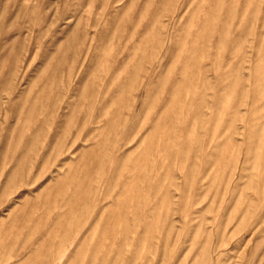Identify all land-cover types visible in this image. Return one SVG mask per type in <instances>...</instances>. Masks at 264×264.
<instances>
[{
    "label": "rangeland",
    "instance_id": "obj_1",
    "mask_svg": "<svg viewBox=\"0 0 264 264\" xmlns=\"http://www.w3.org/2000/svg\"><path fill=\"white\" fill-rule=\"evenodd\" d=\"M0 264H264V0H0Z\"/></svg>",
    "mask_w": 264,
    "mask_h": 264
}]
</instances>
